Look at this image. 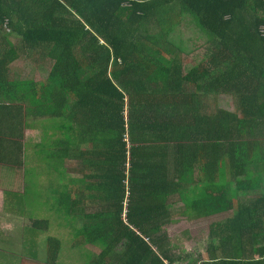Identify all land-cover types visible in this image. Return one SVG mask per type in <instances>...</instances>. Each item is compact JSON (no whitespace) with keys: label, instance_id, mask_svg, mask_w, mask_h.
<instances>
[{"label":"trees","instance_id":"trees-1","mask_svg":"<svg viewBox=\"0 0 264 264\" xmlns=\"http://www.w3.org/2000/svg\"><path fill=\"white\" fill-rule=\"evenodd\" d=\"M19 59L54 72L37 90L12 78ZM21 171L24 193L4 192ZM1 191L30 220L29 258L43 245L57 264H264V0H0ZM172 211L232 215L205 258L176 252Z\"/></svg>","mask_w":264,"mask_h":264},{"label":"rangeland","instance_id":"rangeland-1","mask_svg":"<svg viewBox=\"0 0 264 264\" xmlns=\"http://www.w3.org/2000/svg\"><path fill=\"white\" fill-rule=\"evenodd\" d=\"M16 40V39H15ZM200 45V44H198ZM190 49H192L191 44L188 45ZM189 49V50H190ZM185 55V62L188 68L194 66L198 63V61H203L204 56H206V50H198L196 52H193L191 54V57H186ZM40 65V64H39ZM33 61L32 59H19L15 62L14 65L11 67V76L15 80H21V79H30L33 80L35 83V86L38 87L37 90L40 88V83L42 81H49V78L52 73L54 72L53 66L51 64L48 65H40ZM61 79V78H60ZM58 79L60 82L62 80ZM25 88H30L29 86H26ZM219 101L223 107L229 110H234L236 108L235 104L233 103V99L229 98V96L222 95L219 97ZM31 135H34L33 138H36V140H32L33 142L36 141V144H40L43 142V137H52L53 133L47 131H44V129L39 128L38 131L35 132H28ZM59 136L56 135L53 137L51 142H45V145L51 146L53 143V146H56V139ZM129 140V139H128ZM35 143H32L30 151L35 152L38 150V147ZM52 150H55V147L51 148ZM69 169L68 172L71 173V179L80 180L82 178V174H79V167L77 166V162L71 161L67 167ZM69 175V173H68ZM52 177H56V175H53ZM41 179L44 182V186L47 184V180L50 183L51 177H49L47 174L43 176ZM65 185V184H62ZM25 186L24 182V173L21 171L19 174H12L9 177V182H5L4 179H2V185L1 189L5 192L6 191H17L20 193H24L23 188ZM45 190V189H44ZM42 197L44 198L43 194ZM42 199V198H41ZM47 203V202H46ZM48 205L44 208L39 207L40 210L38 213L42 217L48 218L49 216L45 214V212L48 210ZM176 208L179 210L180 208L184 209V204L179 203L176 205ZM180 212L183 211H177L173 212L172 217H170L171 222H169L163 230H165L169 236V239L172 241L174 245H177L180 247V249H176V252L182 251V248L185 249L187 252H191L192 255L195 257H198V254L201 253L205 258H208L209 254L207 251L208 247V241H209V231L212 223H217L219 220L227 219L230 215H232V212L229 213H223L220 215L200 218V219H191L186 218L180 215ZM53 217V216H52ZM50 216V218H52ZM30 224V220L27 216H24L20 213L14 214L11 212H8L6 209V201H5V194L3 192H0V232L3 235L4 240H8V242L3 244V249H0V264H57L53 263L49 260V255L46 254V248L41 247V252L39 259L29 258V256H23V254H20L22 241H23V227L25 225ZM53 230L56 231V228ZM66 230V229H65ZM65 230L62 231V238H69L67 234L65 233ZM67 233V232H66ZM66 242V241H65ZM93 247L96 245H92ZM68 253V251H67ZM66 253V254H67ZM72 255V254H71ZM78 258V256L76 257ZM87 256H84L82 260H86ZM75 260L79 259H74ZM57 261L58 264H67V260L63 257H60ZM78 264H81L78 262Z\"/></svg>","mask_w":264,"mask_h":264},{"label":"crops","instance_id":"crops-1","mask_svg":"<svg viewBox=\"0 0 264 264\" xmlns=\"http://www.w3.org/2000/svg\"><path fill=\"white\" fill-rule=\"evenodd\" d=\"M35 131H38V128H31V129H26V136H27V138H33L34 137V135H31L30 133H28V132H35ZM52 133H53V135H54V137L57 135L56 133H55V131H51ZM47 133H49V132H47ZM52 135V136H53ZM60 135H62L61 133H60ZM37 138V137H36ZM36 138H35V140H36ZM34 142H36V141H34ZM93 251H94V253L95 254H91V255H89V256H92V257H94V256H97L98 254H100V248L98 247V246H94L93 247ZM94 258H96V257H94ZM93 258V259H94Z\"/></svg>","mask_w":264,"mask_h":264}]
</instances>
